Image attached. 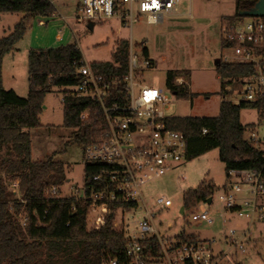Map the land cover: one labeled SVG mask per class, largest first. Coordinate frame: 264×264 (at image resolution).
<instances>
[{
	"label": "trees",
	"instance_id": "obj_1",
	"mask_svg": "<svg viewBox=\"0 0 264 264\" xmlns=\"http://www.w3.org/2000/svg\"><path fill=\"white\" fill-rule=\"evenodd\" d=\"M257 0H235V12L221 18L222 49L230 50L226 28L233 21L243 18L240 10L251 9ZM57 12L51 0H0V13H21L23 17L12 31L0 37V264H105L109 259L122 257L126 244L123 233L113 227L117 205L109 204L98 225L89 228L87 213L89 202L73 197L47 196L53 187L61 188L67 182L64 162L34 159L32 129L42 126L40 114L46 94L53 88H63V126L72 129L70 143L86 146L99 142L107 129L101 102L98 99L72 94L81 82L78 72L84 63L83 54L76 42L51 48H31L28 52V84L26 97L3 85V59L25 35L31 18H50ZM129 42L117 40L113 61L91 62V68L109 78L120 80L105 101L110 105L117 100L124 103L123 76L128 67ZM264 57V46L258 48ZM144 54L149 55L147 47ZM222 80V94L227 83L235 90L246 78L257 71L253 62H230L222 57L216 61ZM182 76L184 82L175 84ZM190 70L171 69L167 73L166 87L181 97L194 96L189 92ZM254 108L264 117V99L259 102L235 104L222 99L217 116L169 117V128L186 136L187 159L191 160L219 148L220 160L225 164L226 185L231 182L232 169H254L264 176V149L260 142L247 137V125L241 122V110ZM90 110L87 118L80 115ZM206 128L207 132L202 130ZM102 165H84V178L100 171ZM8 181L16 182L10 189ZM211 183L201 181L196 188L185 192L187 204L205 200L212 194ZM19 193V198L15 197ZM29 218L22 226L19 214Z\"/></svg>",
	"mask_w": 264,
	"mask_h": 264
},
{
	"label": "built area",
	"instance_id": "obj_2",
	"mask_svg": "<svg viewBox=\"0 0 264 264\" xmlns=\"http://www.w3.org/2000/svg\"><path fill=\"white\" fill-rule=\"evenodd\" d=\"M181 3L182 0H81L75 17L86 24L117 21L130 29L131 38L133 24L142 16L148 23H158L167 16L179 14ZM225 35L235 45L229 50L231 54L223 59L256 63L257 71L244 80L237 92L227 83L224 91L228 94L223 99L235 104L262 101L264 57L258 48L264 46V17L239 18L228 25ZM143 47L140 46L137 53L132 40L129 43L128 67L123 76L124 103L115 100L110 105L105 104L120 80L97 73L83 58L84 63L78 69L82 79L72 94L98 99L107 123L99 142L83 146L84 165L93 163L103 167L87 180L84 178L81 187H72L68 194L62 193V187H53L46 194L88 201L89 228L99 224L109 204L117 205L113 227L123 233L126 244L122 257L111 258L105 264H238L231 257L249 254L247 244L253 239L251 227L264 222V176L254 169H232L228 185L211 184L212 194L205 200L187 204L183 199L179 207L178 214L184 218V225L212 223L214 216L209 205L217 195V201L226 212L244 223L241 230L231 228L225 234L227 251H214L215 238H200L184 231L170 233L171 225L163 227L161 215L173 206V201L165 195L147 198L142 188L149 180L184 164L187 144L185 134L169 128L166 123L169 116L165 111L170 109L176 94L167 87H151L142 82L143 71L155 65L150 55L144 54ZM174 82L182 84L184 78L176 77ZM89 114L90 110H86L80 118L85 119ZM202 132L206 133L207 129ZM250 139L256 144L260 142L254 133ZM209 198L212 199L210 204ZM19 217L21 225L27 226L28 216L20 212Z\"/></svg>",
	"mask_w": 264,
	"mask_h": 264
},
{
	"label": "rangeland",
	"instance_id": "obj_3",
	"mask_svg": "<svg viewBox=\"0 0 264 264\" xmlns=\"http://www.w3.org/2000/svg\"><path fill=\"white\" fill-rule=\"evenodd\" d=\"M51 1L57 12L45 19L46 25H40L38 17L31 18V26L25 35L6 55V74L15 66L17 81L29 87L28 51L34 46L54 48L76 42L86 62H109L114 59L117 40L125 39L129 43L132 40L135 52L140 53V46L143 45L148 48L150 58L155 62L154 68L143 71V84L166 87L169 70H190L188 88L189 92L195 95H174L170 109L165 111L166 116L202 117L219 114L223 94L216 61L231 54V51L222 49L221 18L235 12V0H182L178 7L179 14L167 16L161 22L148 23L146 17L142 16L140 21L133 24L131 38L130 29L117 21L93 23L92 30L88 28V24L78 22L75 15L81 0ZM22 17L21 13H0V37L9 34ZM140 59L142 60L141 56ZM6 85H9L7 81ZM63 90L55 87L46 94L40 114L42 126L32 129L31 136L34 159L52 157L64 162L67 182L62 187V193L68 194L72 187H81L83 184L84 147L75 142L70 143L73 130L63 126ZM241 122L248 126L246 136L250 137L254 133L264 149V117L259 111L254 108L242 109ZM208 172L215 181H222L225 177L216 149L188 160L164 176L149 180L142 189L147 198L165 195L173 201V206L161 215L164 228L171 225L170 233L184 231L200 238H215L213 248L218 253L228 249L225 234L229 229L241 230L244 223L235 215L226 212L217 201V195L209 205V210L214 216L212 223L184 225V218L178 214L184 193L190 188H196L204 177L210 174ZM8 184L12 190L17 188L15 181H8ZM18 196L17 192L15 197ZM250 231L253 239L247 244L249 254H234L231 259L236 260L238 264H264V222L255 223Z\"/></svg>",
	"mask_w": 264,
	"mask_h": 264
},
{
	"label": "crops",
	"instance_id": "obj_4",
	"mask_svg": "<svg viewBox=\"0 0 264 264\" xmlns=\"http://www.w3.org/2000/svg\"><path fill=\"white\" fill-rule=\"evenodd\" d=\"M45 19H47V18H39V20H38V23L40 24V25H42V24H45L46 25V23H47V21L45 20ZM31 19L29 20V23H28V26L30 27L31 26ZM17 23V22H16ZM20 41V40H19ZM19 41L17 42V43H19ZM17 43L15 44V46H17ZM69 43H73V42H69ZM68 44V43H67ZM15 46H14V48H15ZM31 48H38L37 46H34V47H31ZM30 48V49H31ZM29 49V50H30ZM29 52V51H28ZM9 54V53H8ZM7 55V54H6ZM6 55L4 56V59H3V68H2V75H3V85H4V87L6 88V89H13V90H15L20 96H23V97H26L27 95H28V92H29V87H27V85L26 84H24L23 82L21 83V82H19V81H17V78H18V75H17V72H15V70H16V68H15V66L14 67H12L11 68V71L9 72V73H7L6 74V72H5V68H4V62H5V58H6ZM28 80V79H27ZM6 81H7V83L9 84L8 86L6 85ZM27 87V88H26ZM239 90V89H238ZM238 90H236V92L238 91ZM26 92H27V94H26ZM26 94V95H25ZM216 150H217V158L220 160V151H219V148H216ZM207 153V152H206ZM187 161H188V159H187ZM186 161V162H187ZM221 161V160H220ZM185 162V163H186ZM221 163H222V165H223V169H224V173H225V177H224V179L222 180V181H215V179H214V177L212 176V174L210 173V172H208V173H210L209 175L207 174V176L206 177H204V179L203 180H205V181H207V182H210L211 184H214V185H217V186H219V187H221V186H223V185H225L226 184V181H227V178H226V171H225V164H224V162H222L221 161ZM202 180V181H203ZM200 184V183H199Z\"/></svg>",
	"mask_w": 264,
	"mask_h": 264
},
{
	"label": "water",
	"instance_id": "obj_5",
	"mask_svg": "<svg viewBox=\"0 0 264 264\" xmlns=\"http://www.w3.org/2000/svg\"><path fill=\"white\" fill-rule=\"evenodd\" d=\"M239 14L241 16H256V17H264V0H257L255 5L251 9L247 10H240ZM89 29H93V23H89L88 25ZM207 202L210 204L212 202V199H207Z\"/></svg>",
	"mask_w": 264,
	"mask_h": 264
}]
</instances>
